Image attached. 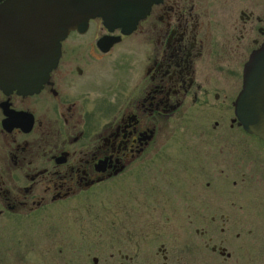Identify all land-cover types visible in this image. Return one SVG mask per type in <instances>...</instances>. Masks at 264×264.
<instances>
[{"label": "flooded vegetation", "instance_id": "obj_1", "mask_svg": "<svg viewBox=\"0 0 264 264\" xmlns=\"http://www.w3.org/2000/svg\"><path fill=\"white\" fill-rule=\"evenodd\" d=\"M0 11L2 46L33 43L37 19ZM84 30L62 40L38 91L0 83V264H66L67 245L92 246L98 264L103 239L118 264H186L198 249H183L184 224L195 231L185 239L218 240L209 248L223 261L234 252L223 241L250 253L264 241V222L246 226L264 215V139L233 103L264 38V0H158L128 33L98 17ZM30 59L0 57V80L34 77ZM111 181L107 227L89 219L96 239L82 241L83 222L66 244L70 200Z\"/></svg>", "mask_w": 264, "mask_h": 264}, {"label": "water", "instance_id": "obj_2", "mask_svg": "<svg viewBox=\"0 0 264 264\" xmlns=\"http://www.w3.org/2000/svg\"><path fill=\"white\" fill-rule=\"evenodd\" d=\"M158 0H6L0 5V10H23L27 13H16L15 16L28 19L34 17L38 24L34 26L33 43L25 40V46L0 47V57H27L23 60L24 67L33 65L34 77L8 78L0 80L9 90L17 92L38 91L49 77V71L56 67L61 55V42L71 30L83 32L89 19H102L108 29L120 27L124 32H130L149 11L150 4ZM31 11L30 13L28 11ZM34 12V14H32ZM14 16V17H15ZM5 14L0 11V26ZM29 27L27 30H31ZM1 31V27H0ZM39 34V37H38ZM261 45L251 51L242 70V90L234 101V114L244 129L257 134L264 139V38ZM24 50V52L22 51ZM30 53H25V51ZM32 51V53H31ZM15 64V63H14ZM18 64V63H17ZM16 65V64H15ZM31 71V70H30ZM26 69L7 71L11 73H25ZM27 73V72H26ZM32 76V74H31Z\"/></svg>", "mask_w": 264, "mask_h": 264}, {"label": "rangeland", "instance_id": "obj_3", "mask_svg": "<svg viewBox=\"0 0 264 264\" xmlns=\"http://www.w3.org/2000/svg\"><path fill=\"white\" fill-rule=\"evenodd\" d=\"M112 71L108 72V75H113ZM116 184V182H115ZM114 182H108L105 188H100V189H95L94 191L87 192L85 195L84 193L80 194L79 196L72 198L70 201L71 203H68L67 205V220H66V225H67V230H66V235L70 234L72 235L71 238L67 235V241L66 244L69 240L77 242L81 240L80 235L77 232H85L87 235H85V239H82V241L86 242L87 244L91 241L89 240L92 237H95L96 235L94 233L95 229H91L87 223L89 219L96 220L97 217H103L102 223H104V226L107 227V222L111 218L112 213L109 211L112 208V201L116 200V192H114L115 188ZM76 201V202H75ZM251 211H254V209H250ZM259 209H256L254 211L253 216L250 217L249 221L247 222L248 228H252L253 231H256L257 228H260V224L264 222V215ZM107 218V219H106ZM86 223V226L85 224ZM84 225L85 227L81 230V226ZM194 225H182V229L184 232L183 235V249L185 251L189 249L190 247H197L198 252L196 253L197 255H188L185 254L182 256V260H184V263L186 264H264V250L262 249L264 247L263 242L264 241H255V240H250L247 244L249 248H251L250 253H241L238 252L237 248L232 245V242L228 241H223V245L227 247V250L234 249V252L231 253L230 259H225V261L222 260L221 256H218V253H213L209 246L210 244L216 242L220 243L218 240H212L210 241L207 246H204V241L205 240H199L196 242V240L192 239H185L186 237H192L194 238L195 236V231L193 228ZM196 226V225H195ZM198 227V226H197ZM81 230V231H80ZM105 231V229H103ZM102 230V231H103ZM99 240V239H97ZM176 240L174 239H169V242H175ZM153 242H157L156 240ZM225 242V243H224ZM103 243L109 244V248L104 246L101 252H99V259H98V264H115L119 260L117 254L114 252L115 248H112L110 246V239H103ZM198 245H197V244ZM103 244V245H104ZM193 244H196V246H191ZM262 244V245H261ZM261 245V246H260ZM154 246V243H153ZM92 247L87 245V248L82 249L79 251L77 254L76 250H73L72 248H75V246L72 245V248H69L67 245V261L66 264H87L91 260L92 251H90V254H86L87 250ZM187 248V249H186ZM263 250V251H261ZM109 251H113L115 254L113 256H109ZM152 251V250H151ZM153 252V251H152ZM261 252V254L259 253ZM187 253V252H186ZM195 254V253H194ZM216 256V257H215ZM143 257V256H142ZM142 257L139 256L137 258L138 262H142ZM213 258V259H212ZM215 258V259H214ZM152 261H157L160 263L158 260V256L153 253L151 257ZM124 262H127L126 260H123ZM118 264V263H117Z\"/></svg>", "mask_w": 264, "mask_h": 264}]
</instances>
